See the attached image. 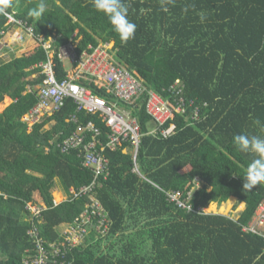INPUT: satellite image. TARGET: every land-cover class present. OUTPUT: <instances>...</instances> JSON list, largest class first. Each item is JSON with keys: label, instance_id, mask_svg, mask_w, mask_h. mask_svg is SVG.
Here are the masks:
<instances>
[{"label": "trees", "instance_id": "16d2710c", "mask_svg": "<svg viewBox=\"0 0 264 264\" xmlns=\"http://www.w3.org/2000/svg\"><path fill=\"white\" fill-rule=\"evenodd\" d=\"M38 2L9 0L5 12L32 27L35 36L53 38L56 49L76 42L81 53L88 46L112 42L116 61L148 89L168 98L169 88L177 84L193 103L174 117L175 132L165 138L147 134L149 117L143 108L134 113L143 134L136 164L145 180L133 172L128 153L106 152L108 175L98 178L93 194L110 222L109 231L73 250L67 260L264 264L263 239L242 231L264 201V184L243 190L253 156L232 142L240 133L264 136V0H125L128 19L137 26L127 43L92 0H45L48 9L40 18L28 16ZM6 23L0 14V41L1 32L9 29ZM45 60L37 45L0 60V104L5 98L12 101L0 113V264H22L30 247L27 203L45 205L37 226L41 238L51 243L59 239L57 230L73 223L89 202L82 197L54 206L50 189L56 179L65 193L93 181L77 154H63L55 143L75 130L70 117L83 124L96 120L77 112L67 99L57 114L31 129L22 121L38 100L42 77L35 76L34 67ZM54 62L56 77L62 80V64L56 57ZM195 110L197 121L191 119ZM96 125L105 135V128ZM196 182L202 183L200 189ZM169 193H178L191 211L169 202ZM228 199L245 206L237 219L196 212Z\"/></svg>", "mask_w": 264, "mask_h": 264}, {"label": "built area", "instance_id": "2783aa9c", "mask_svg": "<svg viewBox=\"0 0 264 264\" xmlns=\"http://www.w3.org/2000/svg\"><path fill=\"white\" fill-rule=\"evenodd\" d=\"M3 15L7 20L5 26L9 29L1 32V61H7L12 56L17 57L14 48L16 44H22L25 38L31 39L33 46H39L46 55V60L34 67L38 70L35 76L42 77V82L37 87V103L22 118L29 129L57 114L67 99L72 100L77 112L93 117L105 128L103 135L102 128L96 125V121L78 123L77 117L72 116L67 121L76 125L75 130L62 141L55 143L56 148L63 154L75 152L82 166L93 173V181L88 186L77 190L70 189L65 193L68 199L64 201L88 197L89 202L85 203L81 214L73 223L62 225L65 230L59 234L57 241L45 242L40 236L37 225L40 223L38 220L42 211L46 210L45 205L27 203L25 206L27 221L31 223L26 233L30 247L24 251L22 264H71L73 259L67 258L73 250L86 245L91 239L94 242L104 238L110 228V222L93 194L98 178H106L108 175L109 161L106 152L120 150L123 154L128 153L133 160V172L145 180L136 164L143 134L134 113L143 108L149 117L150 127L147 134L165 138L175 132L174 117L185 114L186 107L193 103L186 101L182 88L177 84L169 88L168 98L148 89L138 76L116 61L114 44L88 46L81 53L76 50V42H69L56 49L53 38L44 40L35 36L32 27L26 23L12 14ZM14 30L18 31L17 37L12 35ZM12 36H15L14 41L7 46L3 39ZM55 57L65 72L62 80L56 77ZM65 62L69 64V70L65 69ZM99 91L104 97L97 93ZM191 119L198 120L197 110ZM168 122L169 127L164 128ZM167 196L169 202L179 209L191 211L190 206L180 200L178 193H169ZM58 204L53 200L54 206ZM204 210L199 208L196 212L205 213ZM242 231L257 235L264 241V201L258 205L252 220L242 227Z\"/></svg>", "mask_w": 264, "mask_h": 264}, {"label": "clouds", "instance_id": "9594fccd", "mask_svg": "<svg viewBox=\"0 0 264 264\" xmlns=\"http://www.w3.org/2000/svg\"><path fill=\"white\" fill-rule=\"evenodd\" d=\"M3 4L4 6L0 7V14L6 15L5 7L9 6V0H3ZM92 5L97 12L107 18L121 42L127 43L134 38L137 26L128 19L129 9L125 0H92ZM47 9L45 0H39L27 14L30 17L40 18ZM257 123L260 122L257 121ZM232 142L241 152L250 153L253 156L243 177V190L251 191L257 185L264 184V136L240 133L233 136Z\"/></svg>", "mask_w": 264, "mask_h": 264}, {"label": "rangeland", "instance_id": "374dc122", "mask_svg": "<svg viewBox=\"0 0 264 264\" xmlns=\"http://www.w3.org/2000/svg\"><path fill=\"white\" fill-rule=\"evenodd\" d=\"M17 30H14L12 35H15L17 37L18 33ZM15 36L12 37H5L3 39V42L7 43V46H9V44H11L14 41ZM14 37V38H13ZM25 41L22 44H16V47L14 48L15 50V54L16 56H20L22 53L21 51L26 49L27 47L33 46V41L31 39L25 38ZM110 45L112 46L113 43L111 42ZM23 52V51H22ZM4 55V54H2ZM5 56V55H4ZM65 69L69 70V64L67 62L64 63ZM11 100L9 98H5L4 101L0 104V113L8 106L11 104ZM51 125H48L46 128L48 129ZM202 186L201 182H196L195 187L197 189H200ZM51 195L53 197V200H55L57 203H60L66 199H68L67 195L65 194L64 189L62 188L60 182L56 179L53 182V186L50 189ZM56 196L58 198H56ZM229 204V208H227V205ZM211 205L215 206V209L212 210L211 209ZM224 209L223 212H220V209ZM227 208V209H226ZM205 213L207 214H219V215H223L226 217H230L232 219H237L239 217V214L243 211V209H241V204L234 199V201L230 202V200L228 199L227 202L221 204L220 206H218L217 204H210L205 210ZM65 230L64 226H61L57 232L60 234Z\"/></svg>", "mask_w": 264, "mask_h": 264}, {"label": "crops", "instance_id": "0c3cea01", "mask_svg": "<svg viewBox=\"0 0 264 264\" xmlns=\"http://www.w3.org/2000/svg\"><path fill=\"white\" fill-rule=\"evenodd\" d=\"M240 204H241V206H243L242 209H244V207H245L244 204L243 203H240Z\"/></svg>", "mask_w": 264, "mask_h": 264}, {"label": "bare ground", "instance_id": "6f19581e", "mask_svg": "<svg viewBox=\"0 0 264 264\" xmlns=\"http://www.w3.org/2000/svg\"><path fill=\"white\" fill-rule=\"evenodd\" d=\"M1 105H2V104H1ZM1 105H0V106H1ZM242 207H243V206H241V209H242Z\"/></svg>", "mask_w": 264, "mask_h": 264}]
</instances>
